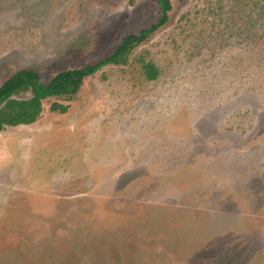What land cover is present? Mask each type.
Segmentation results:
<instances>
[{"label":"rangeland","instance_id":"rangeland-1","mask_svg":"<svg viewBox=\"0 0 264 264\" xmlns=\"http://www.w3.org/2000/svg\"><path fill=\"white\" fill-rule=\"evenodd\" d=\"M170 4L125 66L0 132V264H264V0ZM158 16L156 0H0V85L94 63Z\"/></svg>","mask_w":264,"mask_h":264},{"label":"trees","instance_id":"trees-1","mask_svg":"<svg viewBox=\"0 0 264 264\" xmlns=\"http://www.w3.org/2000/svg\"><path fill=\"white\" fill-rule=\"evenodd\" d=\"M159 16L148 28L137 34H127L111 53L94 63L80 68L58 72L46 82H42L38 73L23 69L15 72L0 85V132L5 127L31 125L42 113L43 102L50 99H71L79 92L85 78L102 68L125 66L132 51L146 42L159 28L169 20L170 0H156ZM142 74L146 81H154L159 76L158 69L151 63L140 60ZM21 95L28 96L20 98ZM68 106L53 103L52 113L64 114Z\"/></svg>","mask_w":264,"mask_h":264}]
</instances>
